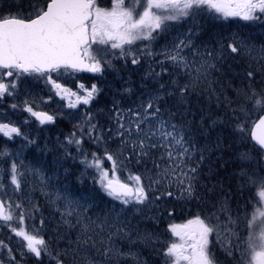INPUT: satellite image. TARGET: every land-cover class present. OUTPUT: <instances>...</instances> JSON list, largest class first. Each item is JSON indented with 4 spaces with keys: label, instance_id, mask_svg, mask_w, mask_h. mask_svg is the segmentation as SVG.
<instances>
[{
    "label": "snow or ice",
    "instance_id": "snow-or-ice-1",
    "mask_svg": "<svg viewBox=\"0 0 264 264\" xmlns=\"http://www.w3.org/2000/svg\"><path fill=\"white\" fill-rule=\"evenodd\" d=\"M0 264H264V0H0Z\"/></svg>",
    "mask_w": 264,
    "mask_h": 264
},
{
    "label": "rangeland",
    "instance_id": "rangeland-1",
    "mask_svg": "<svg viewBox=\"0 0 264 264\" xmlns=\"http://www.w3.org/2000/svg\"><path fill=\"white\" fill-rule=\"evenodd\" d=\"M225 27H227V21L224 22V25ZM233 29H235L237 27V25L233 24L232 25ZM105 77L110 79L108 76H107V73L105 74ZM15 119V117H14ZM32 127H36L35 125H33ZM58 128V127H57ZM57 128H52V129H46L43 133H41V138L43 139L44 136H51L53 139L55 138V136L57 135ZM59 129H65V128H59ZM178 222V221H177Z\"/></svg>",
    "mask_w": 264,
    "mask_h": 264
},
{
    "label": "trees",
    "instance_id": "trees-1",
    "mask_svg": "<svg viewBox=\"0 0 264 264\" xmlns=\"http://www.w3.org/2000/svg\"><path fill=\"white\" fill-rule=\"evenodd\" d=\"M107 76L111 79V77L107 74ZM61 126H60V128H66L67 127V125H65V124H60Z\"/></svg>",
    "mask_w": 264,
    "mask_h": 264
}]
</instances>
